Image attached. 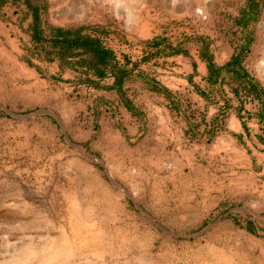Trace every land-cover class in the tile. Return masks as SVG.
<instances>
[{
  "label": "rangeland",
  "instance_id": "374dc122",
  "mask_svg": "<svg viewBox=\"0 0 264 264\" xmlns=\"http://www.w3.org/2000/svg\"><path fill=\"white\" fill-rule=\"evenodd\" d=\"M245 5L48 0L43 14L45 28L73 21L105 31L102 44L117 54L132 53L149 21L191 52L205 38L222 64L241 43L235 19ZM28 13L6 0L0 50L37 54ZM248 29L243 66L264 93V7ZM41 70L0 80V264H264V126L255 142L219 141L210 153L186 157L175 136L168 152L144 151L116 131L99 93ZM248 109L264 116L256 101Z\"/></svg>",
  "mask_w": 264,
  "mask_h": 264
},
{
  "label": "crops",
  "instance_id": "0c3cea01",
  "mask_svg": "<svg viewBox=\"0 0 264 264\" xmlns=\"http://www.w3.org/2000/svg\"><path fill=\"white\" fill-rule=\"evenodd\" d=\"M145 24L141 34L140 30L136 34L138 41L132 53L122 50L117 54L111 49L118 64L130 71V80L125 85L124 93L131 109L110 87L112 79L106 80V89L64 84L99 93L100 104L113 105V116L109 114L107 119L113 118L116 131L127 142L144 151L168 152L174 136L180 141L179 149L186 153V157L193 156L197 150L210 153L219 141L231 142V146L235 145L236 140L243 144H248V140L255 142L263 131L264 116L261 112L251 113L248 102L256 101L262 109L264 104L246 98L241 91L237 92L234 86L228 85L226 80L210 78L197 42L196 50L191 52L185 39L171 44L156 33V26L149 21ZM232 53L222 64H217L212 54L214 63L222 66ZM17 54L7 49L0 50V71H3L0 80H8L10 76L27 78L28 73L35 76L38 75L35 66L44 69L47 65L52 69L49 72L52 75L60 76L63 80L74 79L73 72L61 71L55 61L46 62L36 55L30 57L24 54L35 65L29 66L23 56L18 58ZM171 71H174L172 76ZM116 111L120 113L121 121L125 120L128 124H118ZM220 126L222 128L219 131ZM222 149L232 150L229 147Z\"/></svg>",
  "mask_w": 264,
  "mask_h": 264
},
{
  "label": "trees",
  "instance_id": "16d2710c",
  "mask_svg": "<svg viewBox=\"0 0 264 264\" xmlns=\"http://www.w3.org/2000/svg\"><path fill=\"white\" fill-rule=\"evenodd\" d=\"M28 10L31 18L29 24L30 37L37 48L36 57L46 62H57L61 71L74 73L73 80H63L60 76H49L52 81L72 83L93 89H106V80L112 79L110 86L124 101L126 107L131 109L125 99L124 88L130 80V71L118 64L114 52L102 44L100 35H106L105 31L90 30L85 24L68 22L61 26L44 27V14L47 13L48 0H21ZM6 4V0H0V8ZM264 0H246L240 16L235 23L241 30V43L235 48L229 60L222 66L214 63L213 55L208 48L206 39L199 37L196 42L200 45V56L207 63L209 77L212 79L226 80L228 85L241 91L246 98L257 100L264 104V93L259 83L244 68L243 60L249 53V45L252 41L249 31V22L255 20ZM44 13V14H43ZM29 66H35L29 58L24 59ZM42 75L40 67L35 66Z\"/></svg>",
  "mask_w": 264,
  "mask_h": 264
}]
</instances>
